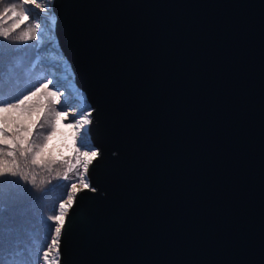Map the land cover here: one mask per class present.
Here are the masks:
<instances>
[{"label": "water", "instance_id": "95a60500", "mask_svg": "<svg viewBox=\"0 0 264 264\" xmlns=\"http://www.w3.org/2000/svg\"><path fill=\"white\" fill-rule=\"evenodd\" d=\"M93 111L61 264H264V0H54Z\"/></svg>", "mask_w": 264, "mask_h": 264}, {"label": "snow or ice", "instance_id": "6c2138e0", "mask_svg": "<svg viewBox=\"0 0 264 264\" xmlns=\"http://www.w3.org/2000/svg\"><path fill=\"white\" fill-rule=\"evenodd\" d=\"M9 20L13 21L11 27L0 26V41L9 42L0 43V85L4 82L5 57L15 58L29 51L11 45H29L52 30L49 25L56 21L54 0H9L7 3L0 0V22L6 24ZM25 22L31 24L22 28ZM35 51L42 59L39 49ZM71 88L68 79L45 77L14 98H4L0 90V185H12L16 189L13 206L25 203L29 208L38 206L48 197V186L53 180L63 181L66 186L51 214L45 217L49 242L35 258H24L14 264H61V238L70 210L81 192L95 191L88 178L89 169L101 152L89 145L93 111L88 107L64 106L68 103L66 94L72 95ZM5 177L11 179L5 180ZM6 211L9 209L0 189V233L4 231ZM23 252L21 249V255ZM0 264H5L3 259Z\"/></svg>", "mask_w": 264, "mask_h": 264}, {"label": "trees", "instance_id": "16d2710c", "mask_svg": "<svg viewBox=\"0 0 264 264\" xmlns=\"http://www.w3.org/2000/svg\"><path fill=\"white\" fill-rule=\"evenodd\" d=\"M0 43L7 44L6 41H0ZM30 54V57H35V53L30 52ZM34 68L35 73L32 81L26 83L24 79L17 80L14 77L10 62H5L4 59V82L0 85V90L5 94L4 98H14L37 81L43 80L41 72H44L45 75L46 71L42 64L39 63ZM8 179L11 178L6 177V180ZM57 185L61 186L48 187L50 189L48 197L34 208H29L26 203L15 206L7 205L5 202L9 203L10 200L4 199L5 207L9 211L4 213V231L0 233V259H3L5 264H14L15 261L24 258H35L44 245L49 242L46 239L49 228L45 217L51 214L55 202L62 197L66 190L64 182ZM18 209H24L23 213ZM21 249L24 250L22 255Z\"/></svg>", "mask_w": 264, "mask_h": 264}, {"label": "rangeland", "instance_id": "374dc122", "mask_svg": "<svg viewBox=\"0 0 264 264\" xmlns=\"http://www.w3.org/2000/svg\"><path fill=\"white\" fill-rule=\"evenodd\" d=\"M9 2V0H5V3ZM14 2V0H13ZM13 23L12 20H9L6 24L0 22V26L2 27H11ZM31 22H26L25 25H22V28L25 26H30ZM50 28L52 29L50 32L46 33L44 37L39 41L30 42L29 45L23 44H13L11 47L20 48V49H28L27 54H18L15 58L5 57V62H10L11 69L14 72V77L19 79H24L26 83H30L32 81V77L35 73V66L39 63L44 67L46 74L41 72V78L45 79V77H55L56 79L70 80L72 85L71 92L72 97L67 98L68 103L64 105L68 108H76V107H88L89 102L87 101L86 94L77 86L74 79V70L71 67L70 63L63 55L62 51L59 48L58 41L53 33L54 25L50 24ZM19 31V30H18ZM7 42V41H6ZM9 42H7L8 44ZM39 49V52L42 54L41 56L36 54L35 49ZM30 52L35 53V57H30ZM72 76V77H71ZM52 87V86H50ZM73 95H75L73 97ZM66 96H69L66 94ZM80 101H85V103L81 104ZM71 119V117H70ZM66 133L69 131L67 129H62ZM70 143V140L68 141ZM68 155V153H66ZM6 180V177L4 178ZM63 181H55L53 180L52 185L48 187H54ZM25 187H27L25 185ZM0 189L3 191L4 199L10 200L9 203L5 202L7 205H13L12 196L15 193L16 189L12 185L0 186ZM19 205V204H18ZM20 208V207H19Z\"/></svg>", "mask_w": 264, "mask_h": 264}, {"label": "bare ground", "instance_id": "6f19581e", "mask_svg": "<svg viewBox=\"0 0 264 264\" xmlns=\"http://www.w3.org/2000/svg\"><path fill=\"white\" fill-rule=\"evenodd\" d=\"M71 77H72V76H71ZM74 96H75V95H73V97H74ZM69 97L71 98V97H72V95H69V96H67V98H69Z\"/></svg>", "mask_w": 264, "mask_h": 264}]
</instances>
